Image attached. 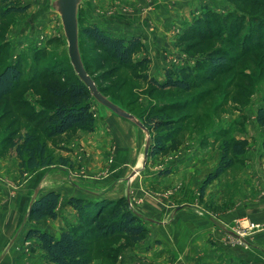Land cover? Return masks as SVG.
<instances>
[{
    "label": "rangeland",
    "instance_id": "obj_1",
    "mask_svg": "<svg viewBox=\"0 0 264 264\" xmlns=\"http://www.w3.org/2000/svg\"><path fill=\"white\" fill-rule=\"evenodd\" d=\"M10 3L27 10L5 18L0 14V71L16 63L23 70L19 88L0 103V234L15 230L9 220H2L3 214L9 218L18 213L23 228L18 227L14 233L23 235L14 240V247L21 252L17 264H26L29 256L47 264L35 244L24 238L35 224L25 216L30 204L54 190L60 194L58 219L51 222L54 232L78 227L71 199L80 196L78 199L94 201L86 190H115V185L103 184L108 180L107 167L113 166L116 152L126 154L133 144L134 169L142 160L144 137L131 123L110 111L101 112L95 103L92 130L73 129L60 136H48L45 119L54 109L48 85L63 87L76 77L61 19L50 9L51 0ZM255 21L260 22L257 31L252 26ZM79 24L81 28L97 25L117 38L142 39V48L130 66H123L90 37L81 35L84 59L107 96L116 98L143 119L170 122L167 129L151 132L156 140L159 135L173 138L163 144L164 152L149 157L146 170L137 175L139 183L149 186L157 198L165 196L172 208L182 203V196L191 193L198 211L215 216L242 212L253 208L254 203L264 205V127L257 122V112L264 107V9L257 13L234 0H85ZM217 50L226 52L231 60L226 67L214 70L205 61H209L210 52ZM183 68L203 77L199 88L188 92L160 90L145 79L163 83L168 74L178 77ZM28 136L44 144L52 164L30 170L22 178L20 165L27 155L20 157L14 146L23 145ZM242 139L247 142L244 153L212 182L203 197L200 186L182 185L190 182L188 172L203 166L215 170L223 144ZM125 184L126 181L117 184L121 195ZM110 191L108 198L94 202L105 201V209L113 206L120 198H109L113 193ZM138 198L133 191L131 201L127 200L144 218L143 240L130 246L123 237L103 243L92 238L91 264H117L128 248L146 245L153 228L150 221L156 216L144 213L146 208ZM231 229L239 235L240 242L249 238L252 242L263 225L241 218ZM9 244H0V256ZM161 244L155 241L145 250ZM110 247H114L113 251Z\"/></svg>",
    "mask_w": 264,
    "mask_h": 264
},
{
    "label": "trees",
    "instance_id": "obj_2",
    "mask_svg": "<svg viewBox=\"0 0 264 264\" xmlns=\"http://www.w3.org/2000/svg\"><path fill=\"white\" fill-rule=\"evenodd\" d=\"M234 1L244 3L247 8L253 11L257 10V13L264 9V0ZM10 2L11 0H0V7L2 6L0 8V14L2 18L13 13H24L27 10V7H17ZM207 17L209 19L210 14ZM203 22H207V19H203ZM257 22H252L254 30H256V27L258 29L260 28V22ZM198 25L201 27L203 24L199 21ZM253 29L249 27V31ZM227 30L228 27H225V33H227ZM254 30L252 32H255ZM230 32H233L232 27H230ZM81 35L90 37L115 61L123 66H130L134 56L142 48V39L140 36H135L130 39L113 37L97 25H91L86 28L80 27V48ZM236 38L238 37L236 36ZM207 57L209 61L205 62L214 70L226 67L231 60V57L222 50L210 52ZM83 60L88 73L92 76L84 56ZM22 75V67L17 63L7 65L4 70L0 71V103L19 88ZM202 78V76L195 75L194 72L186 68L179 70L178 77L168 74L163 83L158 82L154 78L145 77L148 83L157 89L165 90L174 88L186 92L199 88ZM98 88L107 96L99 86ZM48 91L54 100L53 112L45 119L48 136H60L73 129L92 130L94 128L95 118L93 106L95 101L87 87L78 79L77 75L75 80L66 86L48 85ZM113 99L118 101L116 98ZM138 117L151 132H156L163 128L167 129L170 125L169 121L147 120L140 116ZM257 122L261 127H264V107L260 108L257 112ZM172 138V135L165 137L159 135L156 140L152 136L149 157L164 152L165 148L163 144L171 141ZM33 143H35V146L31 147L30 145ZM246 143V140L242 139L233 144L229 142L223 144L222 157L216 169L208 174L200 187L202 197L214 180L218 179L235 165V158L244 153ZM14 148H16L20 157L24 156V154L27 155V158L22 160L20 165V176L22 178L30 170L45 168L52 164L47 159V151L44 144L37 142L34 137L28 136L23 142V145L17 144ZM59 201L60 194L56 191H49L42 195L33 202L28 215L29 220L40 221L44 218L56 219L58 217ZM70 202L77 211V217L80 223L78 227L64 230L57 237L38 228H31L27 232L26 241L32 240L35 242L37 248L42 251L44 259L48 263L91 264L92 238H98L97 241L103 243L107 239L115 240L117 239L116 237H123L130 246L143 240L146 232L143 223L144 218L131 208L127 198H120L108 209H105V201L94 202L86 199L72 198ZM110 248L113 251L112 248L114 247Z\"/></svg>",
    "mask_w": 264,
    "mask_h": 264
},
{
    "label": "crops",
    "instance_id": "obj_3",
    "mask_svg": "<svg viewBox=\"0 0 264 264\" xmlns=\"http://www.w3.org/2000/svg\"><path fill=\"white\" fill-rule=\"evenodd\" d=\"M158 13L159 10L156 12L157 17H159ZM130 138H132L131 135ZM132 145L131 149L126 151V154H120L119 151L116 152L113 166L107 167L109 171L108 180L103 184L110 183L113 184V187L114 185L117 187L115 190L111 187L113 191L111 196L114 197H109L111 199H119L125 195L131 201L134 191L136 198L139 195L138 199L144 203L143 206L146 209L143 212L156 216V220L150 221L153 228L150 231L146 245L144 244L142 247H135L134 249L128 248L121 254V259L117 264H264V205L254 203L253 208H244L242 212L239 210L234 214L227 210L228 212L215 216L214 214H204L198 211V203L192 198L190 193L182 196V203L172 208L165 196L157 198L150 191L151 189L149 190V186L145 187L137 181V176L130 182L126 180L127 178L125 177L130 175L133 170L131 167L135 163ZM199 168L202 169L196 170L194 173L188 172L190 176L187 178H191L190 182H182V185L184 184L186 188L193 185L201 187L208 174L214 171L209 170L206 166ZM185 172L186 170H184V175ZM124 181H126L124 195H121L119 194L121 187L117 186V184ZM86 191L95 201L108 198L107 193L110 190L105 193ZM77 197L82 198L80 196ZM29 212L25 216L28 217ZM18 217V213L15 212L10 214L9 218L8 215L5 217V214H3L2 220H9L12 223L11 228L16 230L21 226ZM241 218H247L251 222L263 225V229L251 239L252 242H250V238L240 242L239 235L231 231V226ZM57 219L58 217L56 219L44 218L40 221H33L35 224L29 229L38 228L57 237L62 231H59L58 234L55 233V226L51 223ZM22 228L23 223L20 229ZM14 232H3L0 234V244L8 245L11 242L9 246L3 249V254L0 256V264H17L21 252H18V249L14 247L16 243H14V240H20L23 232L17 234V236ZM27 232L25 237L23 236L25 241ZM155 241H159L162 244L158 247L154 245L155 247L145 250L146 246L153 245ZM26 242L33 241L29 240ZM35 247H37L36 244ZM42 258L45 260L43 253ZM26 259L28 261H26V264H44L39 258L37 261L32 256ZM45 262L47 261L45 260ZM47 264L50 263L47 262Z\"/></svg>",
    "mask_w": 264,
    "mask_h": 264
},
{
    "label": "water",
    "instance_id": "obj_4",
    "mask_svg": "<svg viewBox=\"0 0 264 264\" xmlns=\"http://www.w3.org/2000/svg\"><path fill=\"white\" fill-rule=\"evenodd\" d=\"M83 3L84 0H51L50 9L56 12L61 19L62 28L67 41V52L73 70L78 79L89 90V93L93 97L95 104L98 106L100 111H110L117 117L131 123L143 134L144 147L142 160L126 179L128 182H130L134 177L146 170L152 146L151 131L137 115L128 111L115 99L102 93L93 77L88 73L80 48L79 19L80 8ZM33 202L30 204L29 211L33 205Z\"/></svg>",
    "mask_w": 264,
    "mask_h": 264
}]
</instances>
